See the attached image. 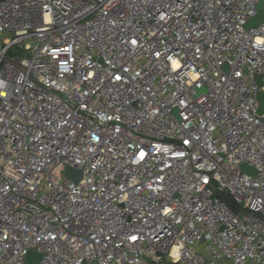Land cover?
Here are the masks:
<instances>
[{
    "label": "built area",
    "instance_id": "1",
    "mask_svg": "<svg viewBox=\"0 0 264 264\" xmlns=\"http://www.w3.org/2000/svg\"><path fill=\"white\" fill-rule=\"evenodd\" d=\"M97 1L0 3V264H264V0Z\"/></svg>",
    "mask_w": 264,
    "mask_h": 264
},
{
    "label": "water",
    "instance_id": "2",
    "mask_svg": "<svg viewBox=\"0 0 264 264\" xmlns=\"http://www.w3.org/2000/svg\"><path fill=\"white\" fill-rule=\"evenodd\" d=\"M2 1H4V0H0V3ZM97 2H99V1H97ZM262 7H263V3H260L259 9H261ZM263 21H264V15L262 13H260L258 16H256L254 19H252L248 23V27L258 26L261 23H263ZM257 81L260 85L263 84V82L261 80V76H257ZM258 98L260 100V107L258 109V113L262 114L264 112V93H260ZM241 167L244 171H248V172L253 173V174L255 173L254 168L249 166L247 163L242 164ZM66 176L71 178L74 182L78 183L82 179V171L68 167L66 170ZM35 257L37 258V261H38L42 257V255L38 254L36 252H33V251L28 254V260L32 261V263H34V264L36 263V261L33 260Z\"/></svg>",
    "mask_w": 264,
    "mask_h": 264
},
{
    "label": "rangeland",
    "instance_id": "3",
    "mask_svg": "<svg viewBox=\"0 0 264 264\" xmlns=\"http://www.w3.org/2000/svg\"><path fill=\"white\" fill-rule=\"evenodd\" d=\"M5 37H10V35L9 34H5Z\"/></svg>",
    "mask_w": 264,
    "mask_h": 264
}]
</instances>
